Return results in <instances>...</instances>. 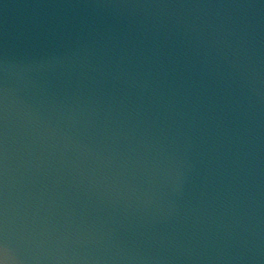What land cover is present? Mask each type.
Instances as JSON below:
<instances>
[{
  "label": "water",
  "instance_id": "1",
  "mask_svg": "<svg viewBox=\"0 0 264 264\" xmlns=\"http://www.w3.org/2000/svg\"><path fill=\"white\" fill-rule=\"evenodd\" d=\"M0 264H264V0H0Z\"/></svg>",
  "mask_w": 264,
  "mask_h": 264
}]
</instances>
